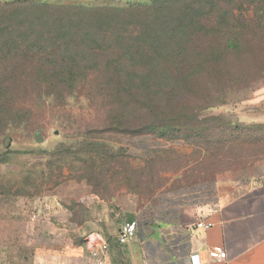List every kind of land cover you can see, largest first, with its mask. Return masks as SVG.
I'll return each mask as SVG.
<instances>
[{"label":"rangeland","instance_id":"1","mask_svg":"<svg viewBox=\"0 0 264 264\" xmlns=\"http://www.w3.org/2000/svg\"><path fill=\"white\" fill-rule=\"evenodd\" d=\"M11 1L0 0V264H91L92 194L165 206L194 187L264 181V0H94L59 10L80 15L64 27L85 28L68 51L23 35L39 13ZM153 122L170 124L164 136Z\"/></svg>","mask_w":264,"mask_h":264},{"label":"crops","instance_id":"2","mask_svg":"<svg viewBox=\"0 0 264 264\" xmlns=\"http://www.w3.org/2000/svg\"><path fill=\"white\" fill-rule=\"evenodd\" d=\"M27 1L94 6V0ZM218 191L208 195V189L194 187L165 206L162 199L145 201L128 190L92 194L82 208V223L90 225L91 264H264V181L241 192ZM130 221H137L136 235L122 241L121 227ZM215 246L226 250L227 259L210 256Z\"/></svg>","mask_w":264,"mask_h":264},{"label":"trees","instance_id":"3","mask_svg":"<svg viewBox=\"0 0 264 264\" xmlns=\"http://www.w3.org/2000/svg\"><path fill=\"white\" fill-rule=\"evenodd\" d=\"M11 2H17L14 4H19L30 12L39 13L35 16L31 14L30 19H26L25 22H28L27 28L22 31L23 35H32L35 37V44H41L44 47L57 48V49H75L80 44H83V40L78 39L82 35V31L85 28L79 27H64L63 23L74 21L78 19L80 15L68 14L65 12H60L59 10H76L80 11L90 7H59L53 6L46 3L38 1H27V0H15ZM108 7V6H107ZM77 37V38H76ZM80 38V37H79ZM96 41L92 38H89V41H86V46L89 44V49L94 46ZM69 45V46H68ZM68 46V48H66ZM67 50V51H68ZM167 122V121H166ZM159 124L158 122H153L147 126L148 130L156 131L160 130L159 134L164 136V131L170 126L169 123Z\"/></svg>","mask_w":264,"mask_h":264},{"label":"built area","instance_id":"4","mask_svg":"<svg viewBox=\"0 0 264 264\" xmlns=\"http://www.w3.org/2000/svg\"><path fill=\"white\" fill-rule=\"evenodd\" d=\"M199 225H203V223H199ZM137 226V221H130L123 224L120 230V239L122 241H128L132 239L136 235ZM204 226L209 227L210 224H205ZM210 256L213 259L225 260L227 259V252L223 247L215 246L210 250ZM193 257L195 258V262L199 261L197 255H194Z\"/></svg>","mask_w":264,"mask_h":264},{"label":"water","instance_id":"5","mask_svg":"<svg viewBox=\"0 0 264 264\" xmlns=\"http://www.w3.org/2000/svg\"><path fill=\"white\" fill-rule=\"evenodd\" d=\"M37 139H38V141H41V138L39 136L37 137Z\"/></svg>","mask_w":264,"mask_h":264}]
</instances>
